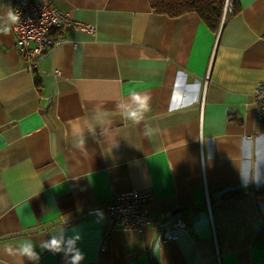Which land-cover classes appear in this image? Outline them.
<instances>
[{"label":"crops","instance_id":"0c3cea01","mask_svg":"<svg viewBox=\"0 0 264 264\" xmlns=\"http://www.w3.org/2000/svg\"><path fill=\"white\" fill-rule=\"evenodd\" d=\"M35 1L95 33L58 29L62 44L33 72L12 30L0 34V264H21L7 250L25 240L38 264H67L39 247L58 231L79 236L81 264H264V123L253 97L264 0H235L218 32L148 0ZM10 5L0 0V28ZM133 91L151 97L138 124L116 107L134 108ZM256 166L260 183L245 186L242 172ZM230 190L239 196L224 199ZM127 192L150 197L141 231L106 211ZM178 218L187 228L163 241L155 224Z\"/></svg>","mask_w":264,"mask_h":264},{"label":"built area","instance_id":"2783aa9c","mask_svg":"<svg viewBox=\"0 0 264 264\" xmlns=\"http://www.w3.org/2000/svg\"><path fill=\"white\" fill-rule=\"evenodd\" d=\"M10 10L16 12L19 21L11 24L14 35V49L26 63V70L33 72L40 58L48 51L62 44L58 29H76L94 35L93 26L84 25L62 10L35 0H11ZM235 10V0H223L221 25ZM256 116L264 123V81L259 82L253 90ZM149 195L143 192H127L116 196L106 211L114 225L121 229L141 231L150 222L147 203ZM91 213H98L92 210ZM162 240H175L178 231L187 228L183 219H173L169 224H155Z\"/></svg>","mask_w":264,"mask_h":264},{"label":"clouds","instance_id":"9594fccd","mask_svg":"<svg viewBox=\"0 0 264 264\" xmlns=\"http://www.w3.org/2000/svg\"><path fill=\"white\" fill-rule=\"evenodd\" d=\"M7 20L8 23L3 28H0V34L6 35L10 30L11 24L19 21V16L16 12L9 10ZM130 96L135 103L134 108H129L128 105L123 103V100L117 103L116 107L125 119L138 124L144 120L145 114L151 109V97L148 94H141L135 91L131 92ZM92 119L103 125L107 122L108 114L102 109H97L94 111ZM242 181L245 182V186H247V182L259 184L261 181L259 167L256 166L250 170L247 175L242 172ZM78 240L79 236L76 234L65 236L63 231H58L49 240L42 241L39 247L50 252L62 253L67 258V264H81V261L84 260V254L77 246ZM34 249L33 242L25 240L20 242L16 248H9L7 251L9 254L17 256L21 264H24L25 259L33 262V264H38L40 257Z\"/></svg>","mask_w":264,"mask_h":264},{"label":"trees","instance_id":"16d2710c","mask_svg":"<svg viewBox=\"0 0 264 264\" xmlns=\"http://www.w3.org/2000/svg\"><path fill=\"white\" fill-rule=\"evenodd\" d=\"M150 8L157 14L179 17L194 13L213 32L221 26L223 0H148ZM239 191L230 190L223 194L224 199L237 198Z\"/></svg>","mask_w":264,"mask_h":264}]
</instances>
